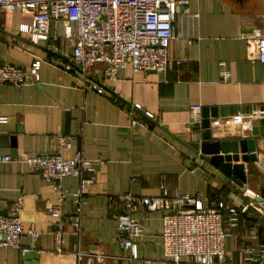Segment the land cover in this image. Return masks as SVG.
I'll return each mask as SVG.
<instances>
[{
  "label": "crops",
  "instance_id": "obj_1",
  "mask_svg": "<svg viewBox=\"0 0 264 264\" xmlns=\"http://www.w3.org/2000/svg\"><path fill=\"white\" fill-rule=\"evenodd\" d=\"M31 22L32 16L21 11L0 13V65L29 68L36 57H50L47 44H31L21 33V27ZM54 25L61 33L62 23ZM175 25L168 71L134 72L127 66L120 70L117 80L109 81L102 66L88 68L87 79L103 87V94L88 87L84 76L46 62L40 82L20 87L0 83V117L8 118L0 123V153L13 156V142L17 144L13 161L0 164V200L11 205L24 198L23 224L26 229L35 228L39 237L34 240L26 234L22 245L40 254L39 264H77L75 254L79 249L104 256L94 264H163L162 213L136 215L144 225V234L136 240L138 258L134 259L117 237V220L115 212H109V197L129 192L158 197L165 184L169 196L200 194L206 206L217 203L211 199V188L229 190L224 200L238 207L251 199L264 198V137L256 138L258 161L245 164L250 170L245 186L233 184L209 162L195 160L194 152L186 146L199 140L193 137L191 105L234 108L235 115L227 118L230 120L264 107V64L253 60V48L241 38L244 31H264V0H197L189 11L180 9ZM60 47L69 48L65 41ZM180 60L184 63L179 64ZM221 61L231 72L228 81L223 80ZM135 104L144 111L134 109ZM132 119L140 125L133 126ZM247 127L252 123L221 129L245 134ZM59 135L77 137L64 156L83 150L98 168V180L90 186L82 206L81 233L74 226L77 207L72 197L60 202L54 184L23 161L30 152L56 151ZM61 185L72 194L80 181L69 176ZM5 206L0 213L6 212ZM51 206L63 213L61 243L56 235L57 223L48 212ZM254 223H259L258 215L250 225ZM259 227H264V222ZM238 232L247 234L243 229ZM241 244L237 237L226 239V250L235 257L228 264H238ZM24 263L19 249L0 248V264Z\"/></svg>",
  "mask_w": 264,
  "mask_h": 264
},
{
  "label": "built area",
  "instance_id": "obj_2",
  "mask_svg": "<svg viewBox=\"0 0 264 264\" xmlns=\"http://www.w3.org/2000/svg\"><path fill=\"white\" fill-rule=\"evenodd\" d=\"M197 0H0V13L21 11L32 16V22L21 27V33L28 36L31 44L44 42L52 54L49 58L36 57L29 68L10 63L0 65V83L17 87L40 82L43 63L67 73H77L85 77L87 86L104 93L98 83L87 79V69L100 65L105 79L115 81L120 70L131 66L134 72L168 71L171 67L169 48L176 38V18L180 9L189 11ZM55 23H62L59 33ZM250 48L254 50V61L264 64V31L253 29L241 34ZM68 44L62 50L61 42ZM183 64V60L178 62ZM224 81L231 78L227 63H219ZM134 109L144 111L139 104ZM147 115L153 118L152 114ZM264 116V107L237 115L235 125L251 123ZM190 119L193 137L201 138L204 120L203 106H190ZM8 121L0 117V123ZM133 126L140 122L132 119ZM77 142L75 136H58L56 151L30 152L23 161L29 168L52 182L60 202L72 197L77 215L75 228L82 231L81 210L89 188L98 180L96 162L78 150L73 156H64ZM13 161V157L0 153V164ZM194 161V160H193ZM74 176L80 181L76 192L70 194L63 190L64 178ZM233 184H236L233 181ZM162 195L158 197H139L132 193L109 197V212H115L116 233L132 258H138L137 239L144 234V225L137 214L162 213L163 264H228L234 255L226 250V239L230 236L242 240L237 249L238 264H264V236L260 235L259 225L264 222V198L251 199L238 207L227 200L214 206H206L200 194H176L169 196L165 184L161 186ZM8 205V206H5ZM5 206L7 214L0 213V248L19 249L24 256L34 252L33 248L22 245V237H39L35 228L26 229L22 221L24 198L9 205L0 200V209ZM251 210H253L251 212ZM49 215L57 223V238L62 242L65 226L60 208L51 206ZM258 215L259 223L250 225ZM263 225V224H262ZM261 225V226H262ZM251 226V227H250ZM247 234H241L239 230ZM61 251V249H59ZM77 264H94L104 256L79 249L76 252ZM151 263V261H148Z\"/></svg>",
  "mask_w": 264,
  "mask_h": 264
},
{
  "label": "water",
  "instance_id": "obj_3",
  "mask_svg": "<svg viewBox=\"0 0 264 264\" xmlns=\"http://www.w3.org/2000/svg\"><path fill=\"white\" fill-rule=\"evenodd\" d=\"M234 108H203V132L199 140L186 144L195 154V160L209 162L218 168L224 175L231 178L239 186H245L248 183V170L246 163L257 162V137H264V116L259 120H253L252 127H247L245 134L224 132L235 125V121L227 119L235 115ZM215 119V121H213ZM220 119H224L219 121ZM257 124V125H256ZM248 126V125H247ZM222 128V129H221ZM223 129V130H224ZM12 153L16 156L17 144L13 142ZM194 160V161H195ZM191 168H195L191 166ZM3 215L7 214L1 213ZM40 254L37 252H28L23 256L24 264L31 260L39 264Z\"/></svg>",
  "mask_w": 264,
  "mask_h": 264
},
{
  "label": "trees",
  "instance_id": "obj_4",
  "mask_svg": "<svg viewBox=\"0 0 264 264\" xmlns=\"http://www.w3.org/2000/svg\"><path fill=\"white\" fill-rule=\"evenodd\" d=\"M229 190H223V191H215L212 188L209 190V194L211 195V199L218 202L221 200H224L228 196ZM260 235L264 236V227L260 228Z\"/></svg>",
  "mask_w": 264,
  "mask_h": 264
}]
</instances>
